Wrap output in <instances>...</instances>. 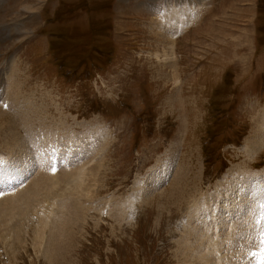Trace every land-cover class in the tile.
Here are the masks:
<instances>
[{
    "label": "rangeland",
    "instance_id": "1",
    "mask_svg": "<svg viewBox=\"0 0 264 264\" xmlns=\"http://www.w3.org/2000/svg\"><path fill=\"white\" fill-rule=\"evenodd\" d=\"M0 112L19 135L0 133V264H216L214 244L224 262L260 264L264 0H0ZM34 138L48 153L31 154ZM54 167L84 178L40 201ZM27 181L39 202L6 210ZM23 211L68 236L58 256Z\"/></svg>",
    "mask_w": 264,
    "mask_h": 264
},
{
    "label": "bare ground",
    "instance_id": "2",
    "mask_svg": "<svg viewBox=\"0 0 264 264\" xmlns=\"http://www.w3.org/2000/svg\"><path fill=\"white\" fill-rule=\"evenodd\" d=\"M8 87V86H7ZM8 99V98H7ZM10 102V101H9ZM17 108V107H16ZM19 108V107H18ZM17 111V110H16ZM1 113L2 112H0V115H1ZM17 113V112H16ZM2 116V118H3V114L1 115ZM2 118H0V119H2ZM6 119V118H5ZM13 119H14V117H13ZM19 120H20V118H19ZM19 120H17V121H19ZM22 120V119H21ZM9 121V120H8ZM23 124V123H22ZM26 124H29L28 122L26 123ZM15 127H14V125H12L11 123H9V122H6L4 125H2V127L0 128L1 129V132L0 133H2L3 134V137H6L7 139H8V143H9V141H16L17 139H18V136H17V132L14 130L13 131V129H14ZM20 128H22V127H20ZM33 130V129H32ZM20 132V131H19ZM36 132V131H35ZM22 133V132H21ZM20 133V134H21ZM42 133V132H41ZM22 134H24V135H26V136H29L30 134H31V132H30V130H23V133ZM41 137V136H40ZM262 136L260 135V136H258V139L259 140H261L260 138H261ZM29 139V138H28ZM5 140V139H4ZM34 141V143H27L28 144V148H29V151L31 152V154L34 156V157H39L42 153H43V150L44 149H46V152L48 153V151H47V144L45 143V145H42L43 147H44V149L42 148V146H39L40 144H38L37 142H39L36 138H34L33 139ZM43 140H45V139H43ZM22 140H20V142H21ZM18 142V141H17ZM16 142V143H17ZM44 142V141H43ZM257 142H258V140H257ZM6 143H7V140H6ZM8 143H7V145H8ZM255 143V142H254ZM261 143H262V141H261ZM19 144V143H18ZM22 144V143H21ZM20 144V145H21ZM11 145V144H10ZM24 145V144H23ZM93 145V144H92ZM95 145V144H94ZM252 145V144H251ZM9 146V145H8ZM13 146V145H12ZM3 147V146H2ZM6 147V146H5ZM16 147V146H15ZM22 146H20L19 148H21ZM252 147V146H251ZM254 147V146H253ZM11 148V147H10ZM23 148V147H22ZM5 149V148H4ZM8 149V148H7ZM49 149H51V148H49ZM65 149V148H64ZM11 150V149H10ZM10 150L8 151L9 153H11L10 152ZM22 151V150H21ZM24 151V150H23ZM52 151V150H51ZM69 151V150H68ZM26 152V151H25ZM95 152V151H94ZM29 153V152H28ZM70 153V152H69ZM69 153L67 154V158H65V159H69ZM96 153H97V151H96ZM95 153V154H96ZM44 154V153H43ZM51 154V153H50ZM29 155V154H28ZM27 155V156H28ZM42 156V155H41ZM52 156V155H51ZM50 157V156H49ZM48 157V158H49ZM60 157V156H59ZM77 157V156H76ZM26 158V157H25ZM13 159V158H12ZM50 159V158H49ZM52 159V158H51ZM56 159V158H55ZM82 160L83 158H81V157H79V159H77V160ZM48 160V159H47ZM53 160V159H52ZM42 161V160H41ZM51 161V160H50ZM50 161H49V163H50ZM182 161V160H181ZM180 161V162H181ZM9 162V161H8ZM53 162V161H52ZM63 162V161H62ZM47 164H48V161H44L43 163H41V164H37L39 167L40 166H47ZM56 164V163H55ZM7 165V164H6ZM49 166V165H48ZM180 166V171L178 172L177 171V174L176 173H174V174H176V183L177 184H175V186L174 187H172L173 189H174V193H177V194H179V196H180V199H182L183 198V196L186 194L185 192H184V184H187V181L186 180H188V179H184V173H185V168H184V166L182 165V163H181V165H179ZM62 167V166H61ZM177 167V166H176ZM55 168H58V167H54L53 169H51L50 171H47V170H44V171H39L38 169V171H39V173H41V175L38 177V179H37V182H36V184H35V186H36V188H35V190H36V192H34V193H37V195L38 194H40V196L42 195L43 197L40 199V201H42L43 199H49V198H51L53 195H54V189H52V187H55V185L56 184H58V182L59 181H64L66 184L68 183V181H73L72 179H74L77 175L74 173V174H71V170H73V168L72 169H58V172H57V174L56 173H54V171H56L55 170ZM66 168H68V166L66 167ZM45 169V168H44ZM43 170V169H42ZM75 170H76V168H75ZM78 170H80V169H78ZM187 170V169H186ZM197 170V169H196ZM199 170V169H198ZM176 171V170H175ZM78 172V171H77ZM85 173V172H84ZM159 173H160V171H155V172H153V177L152 178H154V176H158L159 175ZM79 174H81L80 172H79ZM78 174V175H79ZM73 175H74V177H73ZM76 175V176H75ZM84 175V174H83ZM87 175V174H86ZM31 177H33V175H31ZM73 177V178H72ZM77 178V181H78V176L76 177ZM81 178H84L83 176L81 177ZM81 178H79L81 181H82V179ZM34 180H35V178H33ZM31 180H32V178H31ZM76 180V179H75ZM74 180V181H75ZM79 180V181H80ZM26 181V180H25ZM78 181V182H79ZM31 182V181H30ZM29 182V183H30ZM27 183H28V181H27ZM29 183H28V185L24 188V187H22V188H24L23 190H21V188H20V192L21 193H19L18 195H16V197L14 196V197H11V198H13V200H11V199H5V200H7L6 202H5V205L7 204V207H6V210H11V209H17V208H21V204L22 203H24V205L27 207V209H30L31 208V206H34L35 204H37L38 202H39V200H37L38 202H34V201H30V199L32 198L33 200H35V196L33 195V193H32V191L31 190H33V189H31V188H33V187H31L30 188V186H31V183H30V185H29ZM71 183V182H70ZM70 183H68V185L70 184ZM73 183V182H72ZM75 184V183H74ZM182 184H183V186H182ZM199 184V183H198ZM80 185H82V184H80ZM79 186V185H78ZM169 187H170V185H168ZM60 187V186H59ZM68 188V187H67ZM70 188H71V186H70ZM73 188H75V187H73ZM183 188V189H182ZM231 188V187H230ZM234 188V187H233ZM64 189H66V188H64ZM76 189V188H75ZM165 189V188H164ZM195 189V188H194ZM259 189V188H258ZM17 190V189H16ZM23 191V192H22ZM62 191V190H61ZM168 191V190H167ZM170 191V190H169ZM163 192V191H162ZM76 193V192H75ZM79 193V192H78ZM62 194V193H61ZM165 194V193H164ZM36 195V194H35ZM194 195V194H193ZM239 195L241 196L242 195V193H241V189L240 190H238L237 188H236V192L234 193L233 191L231 192V193H225L224 194V197L223 198H225V196L227 197L226 198V200L225 199H222V201H223V203H226V205H227V201L229 200V199H231L233 196H235V197H239ZM243 195H244V193H243ZM250 195V194H249ZM3 196V195H2ZM5 196V195H4ZM3 196V197H4ZM7 196V195H6ZM84 196V195H83ZM153 196V195H152ZM204 196V195H203ZM1 197V196H0ZM61 197V196H60ZM163 197V196H162ZM244 197H246V195L244 196ZM2 198V197H1ZM10 198V197H9ZM81 198V197H80ZM191 198V197H190ZM200 199H201V197H199ZM4 199V198H3ZM39 199V198H38ZM142 199V198H141ZM179 199V198H178ZM178 199H176V200H178ZM185 199V198H184ZM240 199V198H239ZM64 200V199H63ZM169 200V199H168ZM225 200V201H224ZM247 199H245V201H246ZM217 201V200H216ZM179 202V201H178ZM177 202V203H178ZM229 202V201H228ZM247 202V201H246ZM54 203V202H53ZM62 203V202H61ZM203 203H205V202H203ZM215 203V202H214ZM0 204H2V203H0ZM210 204V203H209ZM218 204V203H217ZM221 204V203H220ZM105 205V204H104ZM180 205V204H179ZM185 205V204H184ZM205 205V204H204ZM198 206V205H197ZM216 206V205H215ZM218 206V205H217ZM225 206V205H224ZM30 207V208H29ZM191 207V206H190ZM54 208V207H53ZM56 208H58V207H56ZM194 208H195V206H194ZM197 208H199V207H197ZM204 208V207H203ZM4 209H5V207H4ZM71 209V208H70ZM193 209V208H192ZM216 209V208H215ZM24 210H25V208H24ZM186 210V209H185ZM225 210L228 212V214H230V216H231V213H230V207H227V206H225ZM20 211V210H19ZM26 212L27 211H23V212H21L20 214L21 215H23L24 217H30L31 218V222H33L35 219L38 221V223L33 227V229L35 230V232H36V236H35V240H36V242H37V244H38V242H40V239H42V237H41V235L44 233V231H46V225H48V228H51L50 230H49V232H48V243H47V247H46V250H45V254L47 255V256H58V250H60V249H62L63 248V244L62 245H56V241H57V239L59 238V237H61V236H63V239L65 240L66 238H68V236L67 235H63V230H59L58 229V231H55V228H53L49 223L47 224V221H46V219H47V215H45L44 214V212H40L41 214H39L38 212H35V213H33V214H31L30 213V211L26 214ZM33 212V211H32ZM62 212V211H61ZM193 212V211H192ZM216 212V211H215ZM11 214V213H10ZM17 214V213H16ZM16 214H14V216L16 215ZM19 214V213H18ZM19 214V215H20ZM49 214V213H48ZM193 214H195L194 212H193ZM192 214V215H193ZM197 214V213H196ZM252 214H253V212H252ZM28 215H30V216H28ZM192 215H190V216H192ZM22 216V217H23ZM208 216V215H207ZM254 216V215H253ZM0 217H2V218H8V217H10L9 216V214H5V213H1L0 214ZM19 217V216H18ZM18 217H17V219H15V220H18ZM21 217V216H20ZM209 217V216H208ZM50 218V217H49ZM53 218H55L54 217V215H53ZM65 218V217H64ZM188 218V217H187ZM206 218V217H205ZM204 218V219H205ZM213 218V217H212ZM228 218V217H227ZM191 219V218H190ZM210 219V218H209ZM235 219V218H234ZM244 219V218H243ZM20 220V219H19ZM50 220V219H49ZM67 220V219H66ZM208 220V219H207ZM228 220V219H227ZM238 220V219H237ZM244 220H246V219H244ZM68 221H69V219H68ZM202 221H203V219H202ZM191 222V221H190ZM206 222V221H205ZM233 222V221H232ZM237 222V221H236ZM235 222V223H236ZM10 223V222H9ZM12 223H14L13 221H12ZM20 223V222H19ZM71 223V222H70ZM189 223V222H188ZM202 223V222H201ZM219 222L217 221V219L215 220V218H213V220L211 221V224H212V228L214 229V231H215V229H217L218 230V228H216V225H220V224H218ZM243 223V222H242ZM8 224V223H7ZM52 224H53V222H52ZM186 224V223H185ZM245 224V223H244ZM21 225V224H20ZM66 225V224H65ZM64 225V226H65ZM230 225H231V223H230ZM241 225V224H240ZM249 225V224H248ZM247 225V226H248ZM8 226H9V224H8ZM226 226V225H225ZM232 227L231 228H233L232 230L234 231V232H238L237 230V228H236V226H239V225H236L235 226V224H232L231 225ZM6 228H7V226H5ZM250 227V226H249ZM2 228H4V226L2 227ZM15 228V227H14ZM22 228V227H21ZM67 228H68V225H67ZM205 228V227H204ZM229 228V227H228ZM231 228H229V233L231 234L232 232H230V230H231ZM240 228V227H239ZM242 228V227H241ZM235 229H237V230H235ZM248 229V228H247ZM7 230V229H6ZM20 230H22V229H19V231ZM192 230V229H191ZM216 230V231H217ZM228 230V229H227ZM227 230L225 231V232H227ZM252 230V229H251ZM10 231V230H9ZM12 231V230H11ZM18 231V230H17ZM16 231V232H17ZM222 231V230H221ZM242 231V230H241ZM5 232V231H4ZM210 232V231H209ZM243 232V231H242ZM189 233V232H188ZM195 233V232H194ZM193 233V234H194ZM223 233V232H222ZM14 234V233H13ZM46 234V233H45ZM70 234V233H69ZM225 234V233H224ZM233 234V233H232ZM239 234H240V232H239ZM250 234V233H249ZM10 235V234H9ZM12 235V234H11ZM19 235V234H18ZM191 235V234H190ZM226 235V234H225ZM236 235H238V234H236ZM188 236V235H187ZM242 236V235H241ZM2 237V236H1ZM11 237V236H10ZM13 237V236H12ZM45 237V236H44ZM196 237V236H195ZM209 237H210V235H209ZM230 237H231V235H230ZM235 238H237V236H234ZM243 237V236H242ZM252 237V236H251ZM4 238H6L4 235H3V237L1 238V241L4 239ZM245 238V237H244ZM254 238V237H253ZM7 239V238H6ZM5 239V240H6ZM15 239V238H14ZM196 239V238H195ZM213 239V238H212ZM212 239H211V241H212ZM241 239V238H240ZM16 240V239H15ZM187 240V239H186ZM207 240V239H206ZM20 241V240H19ZM190 241V240H189ZM189 241H187V242H189ZM213 241H214V243H217V242H219V238H217L216 237V235H214V239H213ZM224 241H225V239H224ZM246 241V240H245ZM248 241V240H247ZM182 242V241H181ZM181 242H178V243H180L181 244ZM190 243V242H189ZM3 244H4V241H3ZM182 244H183V242H182ZM218 245V244H217ZM216 244H214V246H215V248H214V251H215V254H216V264H220V263H222V264H229V262H224L222 259H220L219 258V246H217ZM222 245V244H221ZM220 245V246H221ZM225 245H227L229 248L230 247H235L236 245H239V242H237V241H233V242H229V241H227V243L225 244ZM37 246V245H36ZM65 247V246H64ZM188 247V246H187ZM225 247V246H224ZM240 247V246H239ZM242 247H244V246H242ZM4 248V247H3ZM208 248V247H207ZM238 248V247H237ZM236 248V249H237ZM222 249V248H221ZM223 250V249H222ZM225 250V249H224ZM243 250V249H242ZM13 251H15V250H11L10 251V253H12ZM61 251V250H60ZM181 251V250H180ZM221 251V250H220ZM226 251V250H225ZM239 251V250H238ZM241 251V250H240ZM236 252V251H235ZM226 253V252H225ZM15 255V254H14ZM226 256V255H225ZM224 256V257H225ZM239 256V255H238ZM222 258H223V256H222ZM57 259L55 258V260H54V262L56 261ZM235 260V259H234ZM7 261V260H6ZM50 261H52V260H47L46 261V263H49ZM241 261H243L242 259H241ZM3 263V262H2ZM237 263V262H236ZM183 264V263H182Z\"/></svg>",
    "mask_w": 264,
    "mask_h": 264
},
{
    "label": "snow or ice",
    "instance_id": "3",
    "mask_svg": "<svg viewBox=\"0 0 264 264\" xmlns=\"http://www.w3.org/2000/svg\"><path fill=\"white\" fill-rule=\"evenodd\" d=\"M261 207H264V204L261 205ZM264 218V217H262ZM261 252H260V264H264V233L261 234ZM253 255H256V253H253Z\"/></svg>",
    "mask_w": 264,
    "mask_h": 264
}]
</instances>
